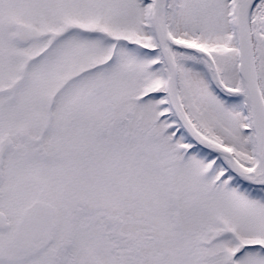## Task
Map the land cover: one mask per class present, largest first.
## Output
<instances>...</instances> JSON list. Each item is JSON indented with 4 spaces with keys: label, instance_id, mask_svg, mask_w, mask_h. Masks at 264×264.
<instances>
[{
    "label": "snow or ice",
    "instance_id": "obj_1",
    "mask_svg": "<svg viewBox=\"0 0 264 264\" xmlns=\"http://www.w3.org/2000/svg\"><path fill=\"white\" fill-rule=\"evenodd\" d=\"M0 264H264V0H0Z\"/></svg>",
    "mask_w": 264,
    "mask_h": 264
}]
</instances>
